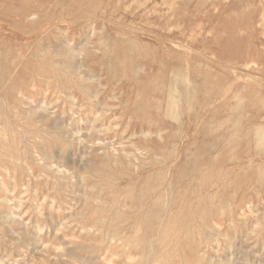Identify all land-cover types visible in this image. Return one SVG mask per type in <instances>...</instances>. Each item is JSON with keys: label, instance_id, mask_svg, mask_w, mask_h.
<instances>
[{"label": "rangeland", "instance_id": "1", "mask_svg": "<svg viewBox=\"0 0 264 264\" xmlns=\"http://www.w3.org/2000/svg\"><path fill=\"white\" fill-rule=\"evenodd\" d=\"M0 264H264V0H0Z\"/></svg>", "mask_w": 264, "mask_h": 264}, {"label": "bare ground", "instance_id": "2", "mask_svg": "<svg viewBox=\"0 0 264 264\" xmlns=\"http://www.w3.org/2000/svg\"><path fill=\"white\" fill-rule=\"evenodd\" d=\"M58 153V152H57Z\"/></svg>", "mask_w": 264, "mask_h": 264}]
</instances>
